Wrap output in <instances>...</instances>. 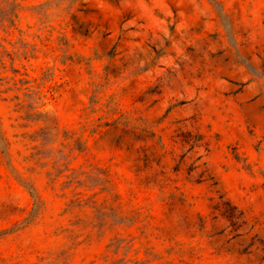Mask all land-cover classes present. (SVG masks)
Segmentation results:
<instances>
[{
  "label": "rangeland",
  "instance_id": "1",
  "mask_svg": "<svg viewBox=\"0 0 264 264\" xmlns=\"http://www.w3.org/2000/svg\"><path fill=\"white\" fill-rule=\"evenodd\" d=\"M0 264H264V0H0Z\"/></svg>",
  "mask_w": 264,
  "mask_h": 264
}]
</instances>
